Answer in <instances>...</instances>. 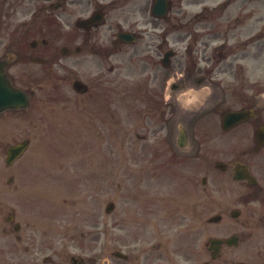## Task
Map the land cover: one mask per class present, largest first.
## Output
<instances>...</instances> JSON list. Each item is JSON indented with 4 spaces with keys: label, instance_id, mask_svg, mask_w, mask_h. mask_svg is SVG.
Listing matches in <instances>:
<instances>
[{
    "label": "flooded vegetation",
    "instance_id": "flooded-vegetation-1",
    "mask_svg": "<svg viewBox=\"0 0 264 264\" xmlns=\"http://www.w3.org/2000/svg\"><path fill=\"white\" fill-rule=\"evenodd\" d=\"M0 75L27 91L25 113L46 126L57 111L112 124L115 90L122 100L125 79L138 80L128 103L137 112L128 116L155 122L159 141L149 155L163 167L185 161L187 183L163 199L142 193L137 234H169L167 248L190 263L264 264V0H0ZM177 75L183 80L167 101V82ZM188 88L212 92L207 111L181 114L178 94ZM230 111L244 117L227 119ZM194 119L201 134L188 131L190 150L180 152L178 126ZM30 227L6 218L0 264H111L103 256L62 257L72 243L57 249L48 232L33 235ZM165 243L154 242L142 264H160Z\"/></svg>",
    "mask_w": 264,
    "mask_h": 264
},
{
    "label": "rangeland",
    "instance_id": "rangeland-1",
    "mask_svg": "<svg viewBox=\"0 0 264 264\" xmlns=\"http://www.w3.org/2000/svg\"><path fill=\"white\" fill-rule=\"evenodd\" d=\"M125 82L128 83L122 100L117 96L119 92H114L113 121L109 127L105 121H85L83 116L74 118L75 113L69 118L58 111L51 112L55 122L48 126L26 113L0 116V226L14 214L17 221L30 224L26 230L33 235L48 232L50 243L56 244L57 249L60 241L72 243L65 245L62 257L66 253L85 258L103 256L111 264H142L147 255H141L154 242H166L158 254L160 264H200V259L190 263L170 251L169 234L146 240L137 234L139 207L134 202L144 191L155 189L165 198L169 183L185 187L187 163L180 161L175 166L177 175L170 165L155 169L159 165L153 164L149 155L159 141L151 133L155 122L149 126L145 117L128 116L136 110L128 103L135 102L131 93L139 82ZM203 97L200 95L186 106H198ZM121 103H125V108ZM201 124L194 121V134H201ZM27 139L31 141L29 150L9 168L5 163L7 147ZM192 162L195 170L198 159L194 157ZM11 178H15L13 184L9 183ZM42 179L48 182L38 184ZM14 184L18 186L15 191ZM132 200L135 201L131 203ZM109 203L115 204L111 213L106 212ZM127 219L132 222L125 223ZM117 251L131 253L134 259L125 263L114 256ZM48 254L49 251L42 256Z\"/></svg>",
    "mask_w": 264,
    "mask_h": 264
},
{
    "label": "water",
    "instance_id": "water-1",
    "mask_svg": "<svg viewBox=\"0 0 264 264\" xmlns=\"http://www.w3.org/2000/svg\"><path fill=\"white\" fill-rule=\"evenodd\" d=\"M28 100L27 96L20 90L14 88L7 77H0V113L9 109H21L27 108ZM237 113H229L228 119L236 117ZM27 147V143L17 145L10 148V155L19 156ZM113 206H110V210ZM108 209V210H109ZM118 257H122L121 254H117Z\"/></svg>",
    "mask_w": 264,
    "mask_h": 264
}]
</instances>
